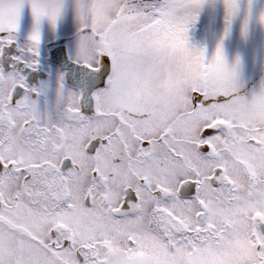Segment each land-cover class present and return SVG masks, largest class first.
Wrapping results in <instances>:
<instances>
[{"label":"snow or ice","instance_id":"6c2138e0","mask_svg":"<svg viewBox=\"0 0 264 264\" xmlns=\"http://www.w3.org/2000/svg\"><path fill=\"white\" fill-rule=\"evenodd\" d=\"M264 0H0V264H264Z\"/></svg>","mask_w":264,"mask_h":264},{"label":"rangeland","instance_id":"374dc122","mask_svg":"<svg viewBox=\"0 0 264 264\" xmlns=\"http://www.w3.org/2000/svg\"><path fill=\"white\" fill-rule=\"evenodd\" d=\"M261 139H264V133H261V137H260Z\"/></svg>","mask_w":264,"mask_h":264}]
</instances>
